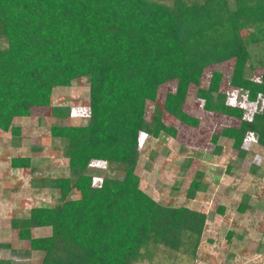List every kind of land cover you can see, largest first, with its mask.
I'll return each instance as SVG.
<instances>
[{
	"label": "trees",
	"instance_id": "obj_1",
	"mask_svg": "<svg viewBox=\"0 0 264 264\" xmlns=\"http://www.w3.org/2000/svg\"><path fill=\"white\" fill-rule=\"evenodd\" d=\"M255 44H264V0H0V131L18 137L13 120L36 108L57 118L69 115L68 107L52 106L54 89L89 79L88 123L49 130L65 142L70 175L51 180L54 206L11 221L17 239L29 242L40 264H133L152 260L159 247L194 258L206 217L162 206L141 191L139 134L175 138L177 131L162 124L164 113L197 128L199 120L184 108L196 87L204 110L240 121L211 135V153L227 139L243 158L248 134L264 146V59L253 65L248 46ZM229 61L230 86L245 93L243 105L227 103L219 73L200 88L206 68ZM248 63L262 73L259 81L244 76ZM173 81L163 107L156 105L159 87ZM258 103L263 106L256 112ZM246 111L252 113L248 120ZM92 161L121 164L123 178L95 187L85 173ZM10 165L31 169V159L16 157ZM201 188L197 180L189 185L191 193ZM72 191L79 198L69 199ZM38 228L50 232L32 237Z\"/></svg>",
	"mask_w": 264,
	"mask_h": 264
},
{
	"label": "rangeland",
	"instance_id": "obj_2",
	"mask_svg": "<svg viewBox=\"0 0 264 264\" xmlns=\"http://www.w3.org/2000/svg\"><path fill=\"white\" fill-rule=\"evenodd\" d=\"M172 4L173 0H162ZM195 1V0H189ZM248 38V33L245 32ZM254 66L264 59V44L249 45ZM233 61L206 68L200 88L207 89L213 73L221 75L219 92L229 105H243L245 93L230 86ZM259 69L248 63L244 76L253 81L261 77ZM176 82L159 87L156 105L162 106L167 93L173 92ZM191 87L185 111L199 120L197 128H188L164 113L162 124L177 131L172 138L164 132L153 137L139 134V157L135 174L142 192L162 206L185 207L206 217L203 232L194 258L163 247L156 249L152 260L142 259L133 264H264V146L248 134L243 145V158L233 149L231 140L221 139L218 154H213L212 134L220 127H239L240 121L207 112L204 102ZM52 106L68 107L70 114L53 117L49 109H34L28 118H16L13 125L20 135L13 137L0 131V259L8 264H40L41 256L32 254L29 242L20 241L10 227L13 219L29 216L33 208H48L57 203L58 194L52 191L51 180L69 177L65 142L53 138L50 128L57 125L83 126L89 121V79L84 77L66 88L52 93ZM263 104L258 103L259 112ZM153 106L149 108L150 121ZM252 116L244 113V119ZM30 157L31 169L15 171L11 159ZM191 159L189 168L186 162ZM93 185L99 187L103 179L123 178L121 164L92 161L86 172ZM192 180L201 183V190L191 193ZM79 194L72 191L69 199ZM243 205L244 212H239ZM223 209V213L220 209ZM50 230L38 228L32 237L47 236ZM231 234L228 238L227 234Z\"/></svg>",
	"mask_w": 264,
	"mask_h": 264
},
{
	"label": "crops",
	"instance_id": "obj_3",
	"mask_svg": "<svg viewBox=\"0 0 264 264\" xmlns=\"http://www.w3.org/2000/svg\"><path fill=\"white\" fill-rule=\"evenodd\" d=\"M13 169V168H12ZM15 171H18V170H20V169H14ZM21 170H25V169H21ZM35 231V229H33V231L32 232H34ZM1 261H3V259H0ZM4 262V264H8V263H6L5 261H3Z\"/></svg>",
	"mask_w": 264,
	"mask_h": 264
}]
</instances>
